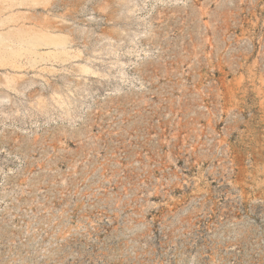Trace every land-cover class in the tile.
<instances>
[{
	"label": "rangeland",
	"instance_id": "1",
	"mask_svg": "<svg viewBox=\"0 0 264 264\" xmlns=\"http://www.w3.org/2000/svg\"><path fill=\"white\" fill-rule=\"evenodd\" d=\"M0 264H264V0H0Z\"/></svg>",
	"mask_w": 264,
	"mask_h": 264
}]
</instances>
